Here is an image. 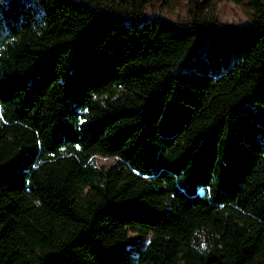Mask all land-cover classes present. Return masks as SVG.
Returning <instances> with one entry per match:
<instances>
[{
	"label": "trees",
	"instance_id": "16d2710c",
	"mask_svg": "<svg viewBox=\"0 0 264 264\" xmlns=\"http://www.w3.org/2000/svg\"><path fill=\"white\" fill-rule=\"evenodd\" d=\"M145 1L0 0V264H264V0Z\"/></svg>",
	"mask_w": 264,
	"mask_h": 264
},
{
	"label": "rangeland",
	"instance_id": "374dc122",
	"mask_svg": "<svg viewBox=\"0 0 264 264\" xmlns=\"http://www.w3.org/2000/svg\"><path fill=\"white\" fill-rule=\"evenodd\" d=\"M145 2L146 3L142 6V9L146 14H149L150 8H155L156 6L164 7V6L170 5V4L174 5L178 2V0H146ZM216 2L220 3L221 0H216ZM190 4L192 5V8L190 9V15L193 13L194 9L197 6L198 10H195V11H199L200 14H206L209 16H213L218 21H220V19L227 16L230 11H234V10L229 9V6H228L226 0L224 2V6L220 10L214 9L211 12H204L205 7L209 4V0H190ZM239 5L242 6L244 14L247 15L248 20H249L252 16V11L248 7V3L246 1H244L242 3H239ZM169 11H171V9H169ZM152 13H154V12H152ZM204 49H202L198 53V55L195 57V59H194L195 63L201 64V65L206 64V62H207L206 58L208 56L207 52H208L209 48H208V50L207 49L204 50ZM207 60H208V58H207ZM226 70H228V69L224 66L219 68V69H214L213 67H209L208 71H206L205 74L210 75L213 78H217L218 76L223 74V72ZM93 162L97 166H102V167L107 168L114 163V159L103 157V156H95L93 158Z\"/></svg>",
	"mask_w": 264,
	"mask_h": 264
},
{
	"label": "clouds",
	"instance_id": "9594fccd",
	"mask_svg": "<svg viewBox=\"0 0 264 264\" xmlns=\"http://www.w3.org/2000/svg\"><path fill=\"white\" fill-rule=\"evenodd\" d=\"M224 2L225 0H221L220 3H217L216 0H209V4L205 7L204 12H211L214 9L220 10L224 6ZM226 2L229 9L234 11H230L229 14L220 19L219 22L227 25H240L246 23L248 17L244 14L242 6L236 4L234 0H226ZM191 8L192 5L190 4V0H178L174 5L170 4L164 7L156 6L155 8H150L149 14L156 12L173 23L186 24L192 20L190 15ZM169 9H171V11H169Z\"/></svg>",
	"mask_w": 264,
	"mask_h": 264
}]
</instances>
